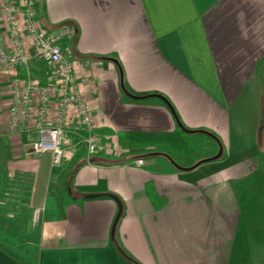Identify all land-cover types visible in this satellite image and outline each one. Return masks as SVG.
I'll return each mask as SVG.
<instances>
[{"label": "crops", "instance_id": "crops-1", "mask_svg": "<svg viewBox=\"0 0 264 264\" xmlns=\"http://www.w3.org/2000/svg\"><path fill=\"white\" fill-rule=\"evenodd\" d=\"M39 14L93 79L102 141L89 153L73 137L78 151L55 166L32 151L34 119L17 134L3 127L0 199L10 180L29 185L37 228L34 258L0 247V264H130L117 251L131 264H264V0H41ZM49 75L36 59L0 71L4 118L14 79ZM180 124L214 134L223 156L181 170L143 147L189 150Z\"/></svg>", "mask_w": 264, "mask_h": 264}, {"label": "built area", "instance_id": "built-area-1", "mask_svg": "<svg viewBox=\"0 0 264 264\" xmlns=\"http://www.w3.org/2000/svg\"><path fill=\"white\" fill-rule=\"evenodd\" d=\"M40 1L0 0V71L26 66L31 59L50 71L47 83L33 78L26 83L20 77L13 80L6 118L0 110V135L5 125L8 133L17 134L34 119L39 138L32 144L33 153H50L53 165L60 166L66 151H78L73 137H82L89 153L97 152L102 137L85 92L93 79L78 75L71 52L43 27ZM68 34L74 37L76 31L70 29ZM135 164L142 167L146 161L139 158Z\"/></svg>", "mask_w": 264, "mask_h": 264}, {"label": "rangeland", "instance_id": "rangeland-1", "mask_svg": "<svg viewBox=\"0 0 264 264\" xmlns=\"http://www.w3.org/2000/svg\"><path fill=\"white\" fill-rule=\"evenodd\" d=\"M29 187L10 180L0 199V247L24 261L34 258L36 253L37 226L29 220Z\"/></svg>", "mask_w": 264, "mask_h": 264}, {"label": "trees", "instance_id": "trees-1", "mask_svg": "<svg viewBox=\"0 0 264 264\" xmlns=\"http://www.w3.org/2000/svg\"><path fill=\"white\" fill-rule=\"evenodd\" d=\"M183 135L189 143V150L178 149L167 142L144 144L143 147L153 150L157 154L166 155L174 162V164L182 169H193L200 162L214 158L223 147L219 139L210 132L194 131L193 133H187L183 131ZM130 146L136 147L139 145L132 142L129 143V147ZM148 191L156 208H162L167 203L165 198L158 197L152 186H149ZM117 253L123 261L130 264L133 262L130 260L129 255L124 251H117Z\"/></svg>", "mask_w": 264, "mask_h": 264}, {"label": "water", "instance_id": "water-1", "mask_svg": "<svg viewBox=\"0 0 264 264\" xmlns=\"http://www.w3.org/2000/svg\"><path fill=\"white\" fill-rule=\"evenodd\" d=\"M122 86H123L124 91H125L127 94H129V93L126 91V89H125V87H124L123 84H122ZM129 95H130L132 98H135V99H138V100L148 98V96H145V97H139V96H135V95H132V94H129ZM155 96H157L158 98L162 99V100H163V101H164V102H165V103H166V104L172 109V107L170 106V104L168 103V101H167L164 97L159 96V95H155ZM172 110H173V109H172ZM180 126H181L182 130L185 131V132H187V133H193V132H194V131H190V130L184 128L181 124H180ZM164 156L167 157L166 155H164ZM222 156H223V147L221 148V151H220V152H219L214 158H211V159H208V160L202 161V162H200L199 164H197L194 168H196L197 166H199V165H201V164H203V163L216 161V160L220 159ZM167 158L173 163V165H175L176 168L181 169V170H191V169H182V168L178 167L176 164H174V162H173L169 157H167ZM194 168H193V169H194ZM121 212H122V211H120V214L118 215L117 220H116V222H115V225H114V227H113V236L115 235L116 227H117L118 221H119V219H120V217H121Z\"/></svg>", "mask_w": 264, "mask_h": 264}]
</instances>
